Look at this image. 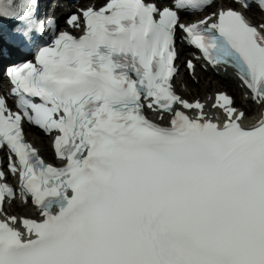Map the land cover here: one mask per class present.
Wrapping results in <instances>:
<instances>
[{
    "label": "snow or ice",
    "instance_id": "obj_1",
    "mask_svg": "<svg viewBox=\"0 0 264 264\" xmlns=\"http://www.w3.org/2000/svg\"><path fill=\"white\" fill-rule=\"evenodd\" d=\"M213 3L103 0L66 18L82 35L60 32L37 47L35 62L7 69L20 111L0 95V150L41 219H0V264H264V119L246 125V112L218 93L223 119L213 120L172 84L182 31L264 104V18L245 15L264 12V0H222L227 7L182 21L180 11ZM37 8L38 0H0L12 46H36L54 24ZM187 67L194 71L192 60ZM145 107L160 119L171 113L169 125ZM25 120L58 133L62 166L25 140ZM14 195L0 183V214Z\"/></svg>",
    "mask_w": 264,
    "mask_h": 264
},
{
    "label": "bare ground",
    "instance_id": "obj_2",
    "mask_svg": "<svg viewBox=\"0 0 264 264\" xmlns=\"http://www.w3.org/2000/svg\"><path fill=\"white\" fill-rule=\"evenodd\" d=\"M103 3V0H81L79 7H87L93 4L100 5ZM210 13L205 12L203 16H207ZM252 20L255 22L261 18H264L263 14H253L249 13ZM62 22V18H61ZM220 71L223 74L228 76V79L216 77L212 74L208 73L205 68L201 65L197 64L196 70L194 73V77H198L200 81V85H195L192 82V79L186 72L181 70L178 79L175 81V86L179 94L182 95L183 98L189 99L190 97H195L192 99H200L205 103L206 109H212L213 97L216 92L221 91L220 89H225L224 91H228L234 98L235 104L234 106L244 110L248 116L246 121L250 120V117L256 113V105L250 99H244L242 97V92L239 87V84L233 78L232 74H228V72ZM230 73V72H229ZM182 82V83H181ZM183 86V88H181ZM223 91V90H222ZM26 135L29 140H31L39 149L41 155L45 156L46 159H52V148L51 144L48 145V138L44 136L42 133L38 131H32L28 129L26 131ZM8 216H29L30 211L28 208L21 204L20 202H14L13 208L9 213H6Z\"/></svg>",
    "mask_w": 264,
    "mask_h": 264
},
{
    "label": "rangeland",
    "instance_id": "obj_3",
    "mask_svg": "<svg viewBox=\"0 0 264 264\" xmlns=\"http://www.w3.org/2000/svg\"><path fill=\"white\" fill-rule=\"evenodd\" d=\"M191 79H192V82L195 84V85H200V79L198 78V77H191ZM182 83V82H181ZM181 88H183V86H181ZM221 91L223 90H225V89H220ZM242 97H243V94H242ZM192 98H195V97H190L189 99L191 100ZM48 145L50 144V140L48 139ZM29 210H30V208H29V206H26Z\"/></svg>",
    "mask_w": 264,
    "mask_h": 264
}]
</instances>
